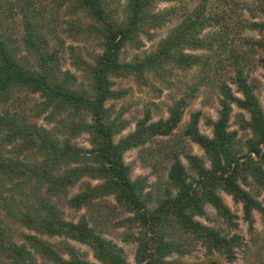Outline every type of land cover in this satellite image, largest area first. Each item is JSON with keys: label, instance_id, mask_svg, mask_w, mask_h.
I'll list each match as a JSON object with an SVG mask.
<instances>
[{"label": "trees", "instance_id": "trees-1", "mask_svg": "<svg viewBox=\"0 0 264 264\" xmlns=\"http://www.w3.org/2000/svg\"><path fill=\"white\" fill-rule=\"evenodd\" d=\"M57 1L67 6L69 16L78 17L67 22L70 36L78 42H94L102 49L90 55L92 60L85 59L77 47H65L54 24L47 21L42 9L35 8L34 0H0V264H37V256L53 264H98L80 259L72 247L66 249L70 259H65L44 236L85 244L101 264H131L124 251L99 234L86 217L78 222L65 219L58 204L66 198L71 208H87L98 218L127 215L118 226L129 232L126 241L137 243L136 264H172L171 256L185 255L193 244H201L209 255L218 254L234 262L243 238L199 218L207 217V206H212L230 228H237V216L225 203L222 192L242 204L250 231L254 230V213L264 215V205L247 189L264 192V109L256 85L245 73L253 67L257 52L254 47L264 51V40L253 42V49L248 51L229 48V20L222 14L215 18L207 15V0L184 16L175 6L157 9L161 3L181 0H127L124 6L115 0ZM15 7L25 17L22 47L33 66L19 59L21 49L16 38L7 37L6 10L12 12ZM258 11L264 14V9ZM175 21L154 51L127 61V49H142L143 37L153 40V31ZM215 26L220 30L205 33ZM252 28L264 29V25L253 23ZM67 49L80 75L64 70ZM201 50L215 53L212 57L195 53ZM195 67L202 69L201 81L174 101L168 118L149 123L153 121L152 112L147 108L134 132L117 141L130 123L124 118L125 109L108 105L128 94L115 89V79H131L140 86L155 79L169 87L178 71ZM225 67L234 69L235 75H229L228 80L243 98L236 96L220 76L219 71ZM212 71L215 76H211ZM210 82L225 98L219 101V119L206 121L213 136L199 129L201 111L192 115L184 131V136L191 137L206 153V166L205 159L180 151L171 137L188 106ZM23 92L39 94L41 101L25 107L23 103L30 101L26 98L22 102ZM234 105L251 117L243 120L241 129L251 131L252 137L241 144L238 131L230 130ZM43 116L55 125L52 129L37 122ZM85 134L90 148L75 142ZM158 137L168 139L152 154L163 156L169 172L166 187L153 192L148 190L147 177L133 179V166L125 161V154L147 147ZM177 152L184 155L188 166L179 161ZM79 184L81 190L69 197L71 189ZM111 197L116 208L101 202ZM16 228L31 233H22L23 240L17 242Z\"/></svg>", "mask_w": 264, "mask_h": 264}, {"label": "rangeland", "instance_id": "rangeland-1", "mask_svg": "<svg viewBox=\"0 0 264 264\" xmlns=\"http://www.w3.org/2000/svg\"><path fill=\"white\" fill-rule=\"evenodd\" d=\"M18 1V0H14ZM116 3H119L121 6H124L126 4L127 0H115ZM205 0H181L179 3H161L158 5L157 9L158 11H164L168 10L172 7H176L178 10V14L180 16H184L188 13H191L193 9L198 6L199 4L203 3ZM207 15H212V17L215 18L214 15L216 14H222L226 16L229 20L231 33L230 38L228 41H231V44H229V48L232 46L236 47H243L245 50H251L253 49L251 46L253 42L263 41L264 39H256L255 37H248L243 35V28L245 27L244 22L240 19V17L237 15V12L239 10V3L238 0H207ZM34 6L37 9H42L45 13L46 19L48 22L54 24L57 31L58 38L61 39L65 43V47L68 46H74L79 49H81V52L84 53V58L88 60H92L90 55H95L101 53L102 49L100 47L96 46V43L94 42H78L74 40L70 33L66 30L69 28V24L67 22H70L71 20L74 21L75 19H78L77 16H69L68 15V9L67 6H61L60 3L57 0H34ZM258 11V8L256 9ZM7 18L5 19V30L7 33V37H13L16 38L18 47L21 49V51L18 54L19 59L28 61L32 66L34 65L33 60L31 59L30 55L23 50L22 43H23V37L25 35V17L20 8L15 7L14 11L9 12L6 10ZM255 19V17H253ZM179 21H181V17H179ZM177 23L175 21L174 23H168L166 26L159 30H155L152 33H154L155 38L153 40H150L146 37H143L144 47L140 50H131L127 49L125 53V58L127 61H130L136 57V55H144L147 53H150L155 50L158 43L164 39L172 27ZM219 26L208 28L205 33H213L214 31H219ZM250 31H254V29H249ZM232 39V40H231ZM249 40V44L248 41ZM53 45H57L56 43H52ZM213 45L215 47V50H218L216 47L218 45L217 42H213ZM257 52L253 55V67L247 68L245 73L249 75L250 83L253 85H256L257 90L256 94L259 98L260 104L262 108L264 109V74L259 75H253L254 72H258V66L264 65L262 64V59H264V56L260 55L262 50H259L257 47H254ZM229 52V51H227ZM196 54H202L212 57L214 55V50H201L195 52ZM226 57V55H225ZM212 61V59H211ZM255 62V63H254ZM215 62H213L214 64ZM212 64V65H213ZM216 66V65H215ZM214 66V67H215ZM64 70H70L74 73H77L80 75V73L77 72L76 68L72 65L71 59H70V53L68 49L66 50V54L64 56ZM214 70V68H213ZM220 76H222L224 79H226L228 84L233 85L231 81L228 79L229 75L234 76L235 72L233 68L225 67L224 70L219 71ZM234 73V75H233ZM202 75V69L195 67L194 69L187 70V71H178L175 76H173L170 80L171 86L167 87V85L162 84L155 79H150V83L145 86L138 85L135 81L131 79H115V89L117 90H125L128 92V94L125 96V98L118 100V101H110L108 105L114 104L117 108V110L125 109L124 118L129 121V127L124 131L122 135L117 137V141L121 139L122 137L127 136L128 134L134 132L136 128L137 122L142 119L145 116V112L147 108H149L152 112V120L155 119V122L159 121L160 119H166L169 117V108L173 105L174 101L178 100L176 99L177 96L180 98L184 93L187 92V89L191 87L195 82L201 81L199 80ZM215 71H212L211 76H215ZM83 79H80L79 82L84 83ZM85 85V84H83ZM169 89H174V91H169ZM202 89H207V93H202ZM199 94H197V97L194 99L196 100L199 95L204 94L208 96V99L200 100L199 106L197 107L193 101L188 106V108L185 111L183 120L185 117H188V120L190 121L192 118V115L196 112L201 111L202 117L200 119L199 123V129L201 133L212 137L213 131L212 128L209 127L206 124L207 118H212L213 116L211 113L215 112L219 115V110H217L214 106H212L209 109V100L211 99V93L217 92V89L215 87L214 82L207 83L204 87H202ZM233 89V87H232ZM234 91V90H233ZM235 95L238 97H242L240 93L237 91V86L235 85ZM151 96L152 98L149 99L148 97ZM30 101L29 104L23 103V106L25 107H31L35 105L36 103L41 101L40 95H33L27 92H23L21 94L22 102H25L27 99ZM218 99V98H217ZM219 102V100H218ZM192 109L191 112H189V109ZM221 108V105H220ZM251 119L250 114L246 111L238 108L234 105V111L231 117L230 122V130L231 131H238V142L244 143L249 138L252 137V133L249 130H242L241 129V123L244 121H249ZM182 120V121H183ZM217 120V119H214ZM203 121V123H201ZM40 125L47 127L48 129H52L55 125L49 124L48 121L45 119V117H41L37 121ZM134 125V130L129 131L130 128H132ZM182 127V123H180L179 128ZM177 129L174 130L172 137H175L173 140L171 137V141H173V144H177V148L181 151L189 152L193 155H197L201 157L202 159H205L207 165H209V161L207 159L206 153L204 150L196 143L193 142L194 147L191 148H185L182 147L184 144V131L182 133L178 132ZM167 137H158L156 140H154L152 143H149L147 147L145 148H136L133 150L128 151L125 154V161L129 164H132L133 166V179L137 177H147L148 178V184L149 188L148 190L156 192L158 191V187H162L163 189L166 187L167 179H168V172L169 169H167V163L166 160L161 155H154L152 152H154L164 141H167ZM170 139V137H169ZM79 146L84 148H90L89 143V136L88 135H82L75 141ZM139 162L140 166H137ZM188 166V165H187ZM151 168L152 171L148 172L147 175H145V169ZM135 176V178H134ZM151 181V182H150ZM93 184H96V182H93ZM82 188V184H79L77 187L71 189L69 193V197H73L76 195ZM251 192H254L256 198L264 205V201L260 199L261 195H264V192H258L257 190L254 191L253 188H247ZM225 203L227 206L231 209V211L237 216L235 219V223L238 225L237 228H230L227 223L224 222L222 218H220L217 214V211L212 206H207L208 216L199 218L202 222H204L207 225L216 227V228H222L224 231L228 232L231 235L237 234L244 240V244L242 247L247 248V244H245V241L248 242L252 246V248H257L258 246L264 245V238L261 237V233H264V215L255 212V225L254 230L250 231L249 224L244 219V213H243V206L241 203H237L233 200L232 196L226 194L225 192L221 193ZM68 199L66 198L62 203L60 202L58 204V207L62 210V213L66 220L72 221V222H78L82 217H86L91 226L94 227L99 234H101L105 239L112 240L115 244H117L125 253L126 259L131 264H136L135 256L137 251V243L132 241H126V238L129 234L127 229L125 227L118 226V222L124 216L119 217H110V218H103L98 215L92 214V211L83 208L81 210H75L71 208L68 205ZM102 203H107L111 208H116V201L113 197L107 198V200L101 201ZM104 212H109L108 209H105ZM104 219V220H103ZM31 233L25 228H16L15 230V236L14 239L17 242H20L23 240L21 238L22 233ZM43 239L47 240L49 243H51L53 246H55L60 253L63 255L65 259H70V255L68 251L66 250L69 247H72L76 251L77 256L80 259L87 260L89 262H94L101 264L97 261V259L94 256L93 250L80 242L68 240L63 237H47L44 236ZM259 253L256 254V259L258 260ZM172 261V264H234V262L237 259H240L244 261V264H247V259L245 255H237V258L234 262H229L224 257L219 256L218 254L209 255L207 253V250L205 247H203L201 244H193L190 248H188L185 255H178L174 254L169 258ZM37 264H53L48 261H46L44 258L37 256Z\"/></svg>", "mask_w": 264, "mask_h": 264}, {"label": "clouds", "instance_id": "clouds-1", "mask_svg": "<svg viewBox=\"0 0 264 264\" xmlns=\"http://www.w3.org/2000/svg\"><path fill=\"white\" fill-rule=\"evenodd\" d=\"M238 3H239V10L237 12V15L240 17V19L245 24V27L243 28V35L248 36V37H255L258 40L264 39V29H257L254 31L249 30L253 23L264 25V14H262L260 11L256 10L257 8L264 9V0H238ZM253 17H255V19H253ZM260 55L264 56V51H261ZM258 69H259L258 72H254L253 75L264 74V65H259ZM233 75H234V73H233ZM229 86L233 87V90L235 91V85L234 84L229 85ZM169 91H174V89H169ZM201 91H202V93H207L208 90L202 89ZM148 98L151 99L152 97L149 96ZM241 98H243V97H241ZM176 99H180V97L177 96ZM205 99H208V96L201 94V95H199V97L196 100L193 101V103L198 107L200 100H205ZM224 99L225 98L222 95H220V93L218 91L211 93V99L209 100V109L212 106H214L217 110H219L220 109V103L218 102V100L223 101ZM188 111L191 112L192 109L190 108ZM211 114L213 116V119H219L218 113L213 112ZM155 119L156 118H154V120L150 121L149 123L155 122ZM181 123H182V127L177 129V131L180 133H182L183 130L190 125V121L188 120V117L186 116L185 119ZM201 123H203V121H201ZM133 130H134V125L132 128L129 129V131H133ZM172 139L174 140L175 137H172ZM183 139H184V144L182 145V147H185V148L194 147V144H193L191 137L185 136V137H183ZM245 151H247L246 148H245ZM177 158L185 166L188 165V161L185 159V157L182 153L177 152ZM171 163H175V160H172ZM137 166H140L139 162H138ZM206 166H208V165L206 164ZM151 171H152V169L150 167L146 168L145 169V175H147L148 172H151ZM134 178H135V176H134ZM251 180H252V178L249 177V181H251ZM260 199L262 201H264V195H261ZM261 237L264 238V233H261ZM245 244H247V248L240 247V248L236 249L237 255L238 256L245 255L246 259H247V264H264V246H258L257 248H252V246L250 244H248L247 241H245ZM257 253H259L258 260L256 259ZM234 264H244V261L237 259L234 262Z\"/></svg>", "mask_w": 264, "mask_h": 264}]
</instances>
